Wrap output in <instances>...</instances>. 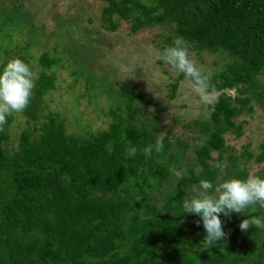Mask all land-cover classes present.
<instances>
[{"label": "trees", "instance_id": "obj_1", "mask_svg": "<svg viewBox=\"0 0 264 264\" xmlns=\"http://www.w3.org/2000/svg\"><path fill=\"white\" fill-rule=\"evenodd\" d=\"M105 1L101 9L105 29L115 30L119 20L129 23L130 32L169 25L158 53L176 36L188 41L196 53L225 51L231 61L212 75L217 92L246 85L242 90L264 98L256 79L264 65V0ZM12 29L0 27V68L15 57L30 65L28 49L35 41L18 45L10 39ZM7 42L11 48H6ZM58 59L50 51L37 59L39 78L29 106L20 114L26 125L15 147L9 146L15 114L0 131V264H264V228L252 226L246 232L239 228L251 216L264 219V208L228 217L223 222L227 237L208 248L203 243L202 220L198 225L194 219L199 216L183 213L182 207L192 185L199 186L201 179L216 184L212 152L219 161L226 150L223 134L240 133L232 118L246 105V97H236L235 105L218 94L208 119L193 120L205 137L192 147L194 159L185 167L187 174L165 185L171 169L182 168L178 158L188 145L166 134L163 151L146 156L143 150L155 144L158 128L135 105L136 98L144 97H136L124 86L113 90L108 82L103 91L114 102L108 105L107 127L91 132L85 123L84 132H67L65 118L47 110L44 103V96L55 88L53 65ZM78 70L73 71L81 75ZM86 74L91 79V97L102 92L93 73ZM182 78L179 74L177 80ZM176 81L170 84V96ZM129 141L137 148L135 156L126 153ZM257 158H264V151ZM152 194L162 198L160 205Z\"/></svg>", "mask_w": 264, "mask_h": 264}, {"label": "rangeland", "instance_id": "obj_2", "mask_svg": "<svg viewBox=\"0 0 264 264\" xmlns=\"http://www.w3.org/2000/svg\"><path fill=\"white\" fill-rule=\"evenodd\" d=\"M105 5V0H0V27L12 26L10 39L18 45H23L25 40L35 41L28 49L30 66L34 71L40 70L37 59L41 53L50 51L59 57L53 65L55 88L44 96V103L47 110L57 111L65 118L67 132L80 134L86 130L85 123L91 132L106 128L110 119L108 105L114 100L103 91L104 84L108 82L113 90L124 86L136 97H144V100L136 98L135 105L141 107L145 119L154 122L158 128L157 137L172 134L188 145L178 158L179 165L185 168L193 163L192 147L205 137L193 120L206 121L210 105L195 103L184 78L177 80L179 74L169 71L157 52V47L170 32L169 25L154 24L130 32L129 23L119 20L115 30H107L101 18V9ZM9 19L16 21L9 25ZM112 19L115 20L116 15H112ZM11 47L7 42L6 48ZM191 53L212 74L224 69L231 61L222 50L197 53L191 50ZM74 68L80 69L81 75L74 72ZM89 71L93 73V80L102 85V92L93 93L92 97L93 90L89 86L91 79L86 74ZM256 79L259 81L257 91L264 92V65ZM175 81L176 88L173 96H170V84ZM242 87L247 86L227 87L217 92V96L224 94L235 105L238 104L236 97H246L247 103L232 118L234 123L240 125V133L223 134L226 150L221 152L219 161L217 153L212 152L214 164L226 163V167H217L216 184L233 178L238 172L244 173L239 177L241 179L252 173L264 177V158H257L258 153L264 151V98L254 97ZM91 98L103 111L92 107ZM24 121V116L15 114L9 146L15 147L17 144V135L26 125ZM27 124L30 128L34 126L32 122ZM174 149L172 145L171 150ZM176 179L172 173L164 184L172 185ZM194 187L198 186L192 185L187 189L184 200L191 198ZM152 199L156 205L162 201L154 194ZM253 208L261 207L256 204L244 212ZM237 215L233 213L230 217ZM227 218L222 215V222Z\"/></svg>", "mask_w": 264, "mask_h": 264}, {"label": "clouds", "instance_id": "obj_3", "mask_svg": "<svg viewBox=\"0 0 264 264\" xmlns=\"http://www.w3.org/2000/svg\"><path fill=\"white\" fill-rule=\"evenodd\" d=\"M191 45L181 36H176L172 43L164 47L159 55L168 65L169 71L183 76L195 103L211 105L217 98V89L212 84V72L199 63L191 53ZM39 76L32 67L19 57L11 58L0 68V131L8 123V117L22 114L29 106ZM164 149L163 137H158L154 145L144 148V154L151 156L153 150L161 153ZM137 148L129 146L128 156H135ZM217 167H226L217 164ZM172 173L177 178L187 174V168L173 167ZM193 195L183 201V213L195 214L202 220L206 232L203 243L211 248L218 241L225 239L221 214L230 217L232 213L242 214L249 207L259 204L264 208V177L254 173L246 178H231L213 184L208 179H201L199 186L193 188ZM255 209L253 208V211ZM198 225L200 221L196 222ZM264 228V219L257 216L243 219L239 228L246 232L250 227Z\"/></svg>", "mask_w": 264, "mask_h": 264}]
</instances>
